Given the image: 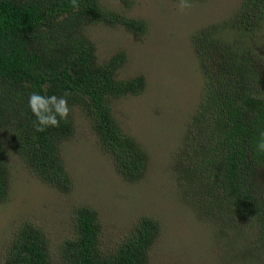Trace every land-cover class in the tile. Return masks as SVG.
Wrapping results in <instances>:
<instances>
[{
	"label": "trees",
	"instance_id": "16d2710c",
	"mask_svg": "<svg viewBox=\"0 0 264 264\" xmlns=\"http://www.w3.org/2000/svg\"><path fill=\"white\" fill-rule=\"evenodd\" d=\"M118 1L126 7L132 3ZM77 3L74 8L71 0H0V202L10 194L12 152L42 182L63 194L71 192L61 148L74 136V109L90 121L102 152L125 181L140 182L147 173V153L113 113L114 101L140 95L146 80L118 79L126 55L121 52L101 63L96 44L85 34L88 25L123 27L134 35H144L147 26L106 8L102 0ZM263 25L264 0H244L229 30L255 35ZM207 44L213 45L202 65L199 109L175 171L201 212L245 240L250 255L264 254V193L255 184L264 167V151L257 147L264 133V84L254 86L246 64L223 35ZM208 51L201 48L199 53ZM231 52L233 57L227 58ZM218 53L223 63L214 59ZM33 92L57 97L69 93L67 120L37 132L28 103ZM72 219L75 237L61 245V264H149L161 233L157 218L143 216L117 247L104 250L96 210L77 207ZM227 251L232 258V249ZM4 264H55L44 230L23 222L4 253Z\"/></svg>",
	"mask_w": 264,
	"mask_h": 264
},
{
	"label": "rangeland",
	"instance_id": "374dc122",
	"mask_svg": "<svg viewBox=\"0 0 264 264\" xmlns=\"http://www.w3.org/2000/svg\"><path fill=\"white\" fill-rule=\"evenodd\" d=\"M243 1L190 0L193 7L181 11L179 0H132L130 7L118 0H102L106 8L147 26L144 35L123 27L85 28L101 63L121 52L126 55L118 79L144 76L146 80L140 95L114 101L113 113L121 129L147 153V173L140 182L125 181L102 152L90 121L74 109V136L61 148L73 184L70 193L48 186L17 154L10 155V194L0 202V264L23 222L44 230L54 262L61 264L60 247L75 237L72 212L80 206L98 212L104 250L117 247L141 217L151 216L159 220L161 233L149 264H264V254L250 255L245 240L200 211L191 194H186L174 165L199 109L205 81L202 65L213 45L208 40L223 35L246 64L254 86L264 84V25L255 35L229 30ZM201 48L209 51L202 55ZM233 54L227 53V58ZM214 59L224 61L220 53ZM255 180L264 193V167Z\"/></svg>",
	"mask_w": 264,
	"mask_h": 264
},
{
	"label": "clouds",
	"instance_id": "9594fccd",
	"mask_svg": "<svg viewBox=\"0 0 264 264\" xmlns=\"http://www.w3.org/2000/svg\"><path fill=\"white\" fill-rule=\"evenodd\" d=\"M72 7L78 8L79 5L77 0H71ZM181 11L186 9H191L193 4L190 0H179V5ZM70 95L65 93L64 96L57 97L43 96L38 93L33 92L29 96V108L35 120L33 121L34 127L37 132H43L47 127H59L60 120H67L70 109L68 107V101L66 97ZM59 117L60 119H57ZM261 141L257 145L258 149L264 151V133L261 134Z\"/></svg>",
	"mask_w": 264,
	"mask_h": 264
}]
</instances>
